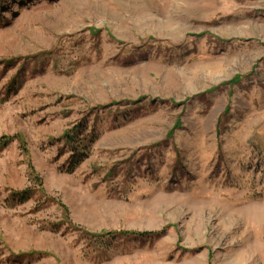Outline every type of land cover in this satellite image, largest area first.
<instances>
[{"label":"rangeland","instance_id":"rangeland-1","mask_svg":"<svg viewBox=\"0 0 264 264\" xmlns=\"http://www.w3.org/2000/svg\"><path fill=\"white\" fill-rule=\"evenodd\" d=\"M2 136L0 264H264V0H0Z\"/></svg>","mask_w":264,"mask_h":264},{"label":"trees","instance_id":"trees-1","mask_svg":"<svg viewBox=\"0 0 264 264\" xmlns=\"http://www.w3.org/2000/svg\"><path fill=\"white\" fill-rule=\"evenodd\" d=\"M72 129L69 130L68 132L65 133L64 137V141L71 146L72 151L74 152L72 159H71V164L72 167H74L77 163H79L85 156H87V146L84 142H78V140L75 139L74 137V133H72ZM10 138L6 137V136H2L0 138V148H3L5 146L8 145V143L10 142ZM26 191L23 192H14V198H17L19 200V202H23L24 200H26ZM111 232H108V234ZM123 235H137V236H146L151 234V232H129V231H123L120 232Z\"/></svg>","mask_w":264,"mask_h":264}]
</instances>
